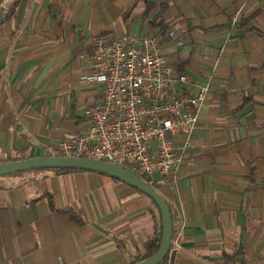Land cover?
Wrapping results in <instances>:
<instances>
[{
	"label": "crops",
	"instance_id": "1",
	"mask_svg": "<svg viewBox=\"0 0 264 264\" xmlns=\"http://www.w3.org/2000/svg\"><path fill=\"white\" fill-rule=\"evenodd\" d=\"M146 2L168 7L166 32ZM125 33L158 35L183 92L208 88L186 158L158 188L180 242L167 264H264V0H20L0 24V159L83 130L100 93L89 42ZM88 172L0 176V264L137 262L159 207L111 176L81 191Z\"/></svg>",
	"mask_w": 264,
	"mask_h": 264
},
{
	"label": "built area",
	"instance_id": "2",
	"mask_svg": "<svg viewBox=\"0 0 264 264\" xmlns=\"http://www.w3.org/2000/svg\"><path fill=\"white\" fill-rule=\"evenodd\" d=\"M179 33L177 27L168 32ZM89 49L99 99L85 109L80 133L44 152L121 164L158 189L186 158L208 88L182 91L188 77L168 61L157 34H103L90 40ZM178 248L179 239L172 238L167 260Z\"/></svg>",
	"mask_w": 264,
	"mask_h": 264
},
{
	"label": "water",
	"instance_id": "3",
	"mask_svg": "<svg viewBox=\"0 0 264 264\" xmlns=\"http://www.w3.org/2000/svg\"><path fill=\"white\" fill-rule=\"evenodd\" d=\"M14 0H3L0 4V24L5 21L3 9L10 8ZM69 167L99 171L112 178L124 181L154 199L162 215V240L159 248L150 256L133 264H164L171 248L174 233L173 214L166 197L144 178L128 167L85 156L36 154L22 158L0 160V176L36 168Z\"/></svg>",
	"mask_w": 264,
	"mask_h": 264
},
{
	"label": "trees",
	"instance_id": "4",
	"mask_svg": "<svg viewBox=\"0 0 264 264\" xmlns=\"http://www.w3.org/2000/svg\"><path fill=\"white\" fill-rule=\"evenodd\" d=\"M2 1L3 0H0V4L2 3ZM19 3H20V0H14L13 3L11 4L10 8L3 9L5 20L9 19L10 17H12L14 15L15 10L17 9ZM157 8H158L157 4L146 2V10L144 12V18H145V20L150 21L153 29H160L161 31L166 32L167 31V25L165 24V21L163 19V14L167 11L168 7L164 4H162L160 6L161 9L159 10V12L155 13L154 11ZM127 15H128V13H127ZM14 158H22V157L16 156V157H10V158H2L0 160H7V159H14ZM41 169H52V170H55L57 172L72 171V170H87V169H83V168H69V167L36 168V169H32V170H25V171H19L16 173H11L8 175H18V174H23V173L28 172V171H35V170H41ZM115 180L119 181L118 179H115ZM46 195L51 200L50 201L51 204H54L52 201L53 200L52 194L47 192ZM151 199L156 204V206H158L157 203L154 201V199L153 198H151ZM160 215H161V211H160ZM162 233H163V227H162V223H160L159 226L157 225L155 231L152 234L147 235L145 242H144V249L140 254L137 255L136 261L150 256L159 248L161 240H162ZM164 264H167V258H166Z\"/></svg>",
	"mask_w": 264,
	"mask_h": 264
},
{
	"label": "rangeland",
	"instance_id": "5",
	"mask_svg": "<svg viewBox=\"0 0 264 264\" xmlns=\"http://www.w3.org/2000/svg\"><path fill=\"white\" fill-rule=\"evenodd\" d=\"M46 152H43L41 154H45ZM41 170H48V169H41ZM41 170H35V171H28V172H25V174L27 173H35L37 171H41ZM91 171V170H90ZM89 173V176L88 178H84V179H78L77 180V183H74L76 184L75 186L78 187L81 191L84 190V186L88 187V188H91V189H94L95 186H99V189L101 190H104L105 189V181H109L110 180V175L108 174H104L103 172H96L97 173V176H93V174H90L91 172H88ZM158 188H161V186H159Z\"/></svg>",
	"mask_w": 264,
	"mask_h": 264
},
{
	"label": "flooded vegetation",
	"instance_id": "6",
	"mask_svg": "<svg viewBox=\"0 0 264 264\" xmlns=\"http://www.w3.org/2000/svg\"><path fill=\"white\" fill-rule=\"evenodd\" d=\"M4 9H6V8H4Z\"/></svg>",
	"mask_w": 264,
	"mask_h": 264
}]
</instances>
